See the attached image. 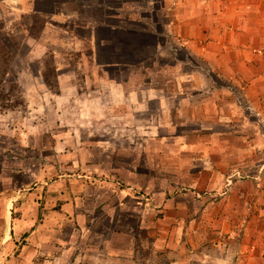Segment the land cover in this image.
<instances>
[{
	"label": "rangeland",
	"instance_id": "obj_1",
	"mask_svg": "<svg viewBox=\"0 0 264 264\" xmlns=\"http://www.w3.org/2000/svg\"><path fill=\"white\" fill-rule=\"evenodd\" d=\"M15 10L0 12V264H264V182L262 196L247 195L246 213L238 191L231 198L235 182L210 190L196 183L198 170H207L191 152L180 161L169 149L175 136L159 134L187 136L190 121L164 118L158 103L170 104L174 87L154 98L160 92H146L140 87L146 79L131 76V68L108 73L115 83L90 84L97 74L82 70L79 55L70 53L78 45L66 48L63 27ZM30 38L57 59L30 56ZM59 76L64 92L55 97ZM248 112L254 120L255 110ZM255 154L264 160L263 152ZM230 199L241 212L228 230L219 203ZM70 202L73 210H63ZM211 203L219 206L198 222L196 209L202 213Z\"/></svg>",
	"mask_w": 264,
	"mask_h": 264
},
{
	"label": "crops",
	"instance_id": "obj_2",
	"mask_svg": "<svg viewBox=\"0 0 264 264\" xmlns=\"http://www.w3.org/2000/svg\"><path fill=\"white\" fill-rule=\"evenodd\" d=\"M44 2L50 4L49 9H43ZM8 8L16 9L13 14L19 16H44L47 27H63L60 31L70 40L66 48L78 45L80 49L70 53L79 55L82 70L91 76L97 74L92 81L88 79L90 84L115 83L106 78L113 79L109 75L114 71L131 68L127 70L131 76L140 74L143 81L146 79L140 86L146 92L150 94L151 88L160 92L154 98L165 88L174 87L172 102L158 103L163 105L164 118L190 121L187 136L178 132L159 134L175 136L168 140L175 146L169 149L178 152L180 161L191 152L190 157L207 170H198L196 183L212 186L207 188L210 190L221 182H235L230 192L238 191L235 198L245 205V213L252 210L247 206V195L254 199L262 196L260 185L264 182V160L255 154L264 153V0H0V12L6 14ZM77 30L81 35L75 38ZM30 40V56L40 61L52 54L57 59L55 52ZM197 60L205 68L198 66ZM63 79L59 76L60 94L53 96L60 97L64 92ZM224 81L243 97L244 105L238 103ZM248 108L255 110L254 120ZM236 125L242 128L236 129ZM248 131L254 135H248ZM191 136L195 143L188 142ZM203 136L207 143L199 139ZM254 156L256 170H252L250 161ZM242 185L244 190L239 193ZM219 204L229 230L241 208L234 212L232 199ZM216 206L211 203L202 213L196 209L197 221ZM73 207L74 202L65 203L63 210ZM256 219L244 225L246 233ZM236 222L241 228L242 219Z\"/></svg>",
	"mask_w": 264,
	"mask_h": 264
},
{
	"label": "trees",
	"instance_id": "obj_3",
	"mask_svg": "<svg viewBox=\"0 0 264 264\" xmlns=\"http://www.w3.org/2000/svg\"><path fill=\"white\" fill-rule=\"evenodd\" d=\"M7 59H8V57H7ZM7 59H6V60H7ZM6 60H5V61H6ZM6 62H7V61H6ZM5 77H6V76H5ZM5 79H6V78H5ZM47 85H48V86L50 85L49 82H48V80H47ZM3 100H4V97H0V102H1V103L3 102ZM2 108H3V106H2Z\"/></svg>",
	"mask_w": 264,
	"mask_h": 264
},
{
	"label": "clouds",
	"instance_id": "obj_4",
	"mask_svg": "<svg viewBox=\"0 0 264 264\" xmlns=\"http://www.w3.org/2000/svg\"><path fill=\"white\" fill-rule=\"evenodd\" d=\"M237 101H238V103H241L239 100H237ZM229 183H232V182L229 181Z\"/></svg>",
	"mask_w": 264,
	"mask_h": 264
}]
</instances>
